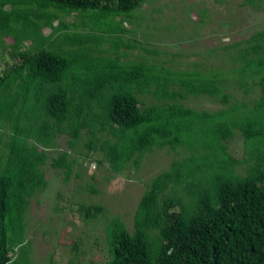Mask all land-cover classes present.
<instances>
[{"label":"trees","instance_id":"obj_1","mask_svg":"<svg viewBox=\"0 0 264 264\" xmlns=\"http://www.w3.org/2000/svg\"><path fill=\"white\" fill-rule=\"evenodd\" d=\"M150 1L0 0V264H32L25 215L48 161L67 182L73 154L123 174L164 150L175 157L143 191L132 232L106 224L107 264H264V29L222 48L225 69L217 49L209 65L171 69L130 29ZM202 96L221 107L184 103ZM78 210L90 221L104 208Z\"/></svg>","mask_w":264,"mask_h":264},{"label":"rangeland","instance_id":"obj_2","mask_svg":"<svg viewBox=\"0 0 264 264\" xmlns=\"http://www.w3.org/2000/svg\"><path fill=\"white\" fill-rule=\"evenodd\" d=\"M138 14L143 20L130 27H134L133 38L156 48L160 52L155 56L158 62L171 69H193L196 61L209 65L215 59L210 56L213 49L218 50L215 63L225 69L228 62L224 54L228 51L222 48L264 29V0H151ZM66 19L71 21L73 16ZM138 53L141 51L130 54L136 57ZM233 95L232 101H250L258 90L245 94L237 89ZM184 103L197 110L216 111L221 107L207 96L190 98ZM228 145L233 156H243L240 135ZM64 148L62 138L58 149ZM76 149L86 151L80 141ZM73 157L76 162L67 182L63 172L50 167L49 161L42 168L48 185L31 199L25 215V238L30 244L27 252L32 264H107L106 224L118 217L132 232L133 214L143 191L157 172L167 169L160 167L168 166L175 155L165 150L150 157L145 155L137 172L130 166L123 174L108 171L105 162L100 168L93 159L74 154ZM95 157L99 158L96 154ZM143 181L147 182L145 189ZM90 187L96 194L91 193ZM93 204L104 208L102 214L95 220H83L78 207Z\"/></svg>","mask_w":264,"mask_h":264}]
</instances>
